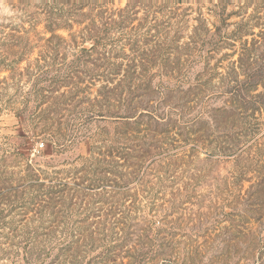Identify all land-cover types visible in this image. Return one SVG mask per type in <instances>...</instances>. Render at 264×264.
I'll return each instance as SVG.
<instances>
[{
  "label": "rangeland",
  "instance_id": "374dc122",
  "mask_svg": "<svg viewBox=\"0 0 264 264\" xmlns=\"http://www.w3.org/2000/svg\"><path fill=\"white\" fill-rule=\"evenodd\" d=\"M218 1L0 0V264H264V0Z\"/></svg>",
  "mask_w": 264,
  "mask_h": 264
},
{
  "label": "trees",
  "instance_id": "16d2710c",
  "mask_svg": "<svg viewBox=\"0 0 264 264\" xmlns=\"http://www.w3.org/2000/svg\"><path fill=\"white\" fill-rule=\"evenodd\" d=\"M227 1L228 0H219L218 3L215 5L216 8H223L224 5H227ZM107 8H105L100 14H99V19L102 20L104 19V25H106L107 27H109L108 29L102 28L103 25H101V27H99V29L96 26H92L90 28V33H95V34H99V69H104L105 71L111 72L115 75V72H123L125 73L126 69L129 67H135L133 64L134 60H132L133 62H131L128 67L125 66L126 69L122 70V65L121 64H117L115 61L120 59L121 56H119V53L117 52V49L119 48L117 45L118 39H110L107 38V35L110 34L112 31L118 30H125L128 28L129 24H132L135 20L131 19L128 14L130 13V11H128L126 13L125 16L123 15H119L117 16L115 19H111L112 15H109L110 13H107ZM48 20H49V26H47V29L50 33L54 34L55 31L59 30L60 27L56 24L57 21H61L63 19L66 20V17L62 14H59L57 11L54 13H48ZM105 15V16H104ZM109 15L108 19L106 18V16ZM108 20V21H107ZM172 20V18H171ZM254 20L257 21V25L259 26L261 32H259L256 37L258 38V40H260L257 44L253 43V45L251 47H246L247 41L244 40V37L247 36H254V34L252 32H247L244 33L242 30L237 31V33L234 35V38L236 41L238 42H242V47L240 48L239 52H238V61H237V65H235L234 67H232V72L234 74H236L237 71H240L242 73L244 72H248L251 73L250 76H246L248 77L250 80H257L261 83L264 84V75H259V73H262V66H258L257 63L261 62L264 63V55L261 56L262 52H259V48H264V18H260V17H254ZM127 24L126 27L123 26V24ZM129 23V24H128ZM199 29H197L195 32H198ZM165 37L163 38L164 41L167 42H171L173 41L172 39L168 38V34H164ZM197 35L196 33L193 36V42H191L192 45H196L197 44ZM163 44V43H161ZM235 52H233L234 54ZM236 64V63H235ZM245 74V73H244ZM156 113V112H153ZM142 115V114H140ZM149 119L151 120H155L157 118V114H153V115H149ZM145 116H142V118H144ZM126 118H133V117H124V119ZM159 118V117H158ZM128 120V119H127ZM126 122H130L127 121ZM41 135H43V137H47L48 135H46L45 132L41 131ZM23 162H26V166L29 167L27 160H23ZM120 166H130V164H128V161L126 159H124V162L120 165ZM101 181V185L100 187H104V185L108 184L107 183V179L104 178ZM63 189L60 192L59 195V199H64L63 198ZM114 196H112L111 198L113 199ZM111 213V212H110ZM113 213V212H112Z\"/></svg>",
  "mask_w": 264,
  "mask_h": 264
}]
</instances>
